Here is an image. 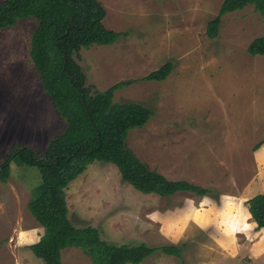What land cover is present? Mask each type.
I'll return each instance as SVG.
<instances>
[{
    "label": "rangeland",
    "instance_id": "obj_1",
    "mask_svg": "<svg viewBox=\"0 0 264 264\" xmlns=\"http://www.w3.org/2000/svg\"><path fill=\"white\" fill-rule=\"evenodd\" d=\"M99 1L105 26L129 34L78 51L86 85L98 91L132 81L114 100L142 102L155 114L130 131L128 148L168 178L212 190L146 194L115 164L95 160L65 189L69 218L96 226L109 242L182 248V257L157 250L138 264H264V228L248 209V199L264 191V144L255 148L264 135V55L248 52L264 34V15L254 4L228 12L210 38L208 21L223 0ZM36 26L23 18L0 30V163L18 144L44 152L67 124L31 59ZM170 59L175 67L165 80L145 79ZM11 166L0 181V264H46L30 247L45 229L28 208L41 172ZM62 261L94 264L75 246L62 250Z\"/></svg>",
    "mask_w": 264,
    "mask_h": 264
},
{
    "label": "trees",
    "instance_id": "obj_2",
    "mask_svg": "<svg viewBox=\"0 0 264 264\" xmlns=\"http://www.w3.org/2000/svg\"><path fill=\"white\" fill-rule=\"evenodd\" d=\"M249 4L264 15V0H223L218 13L207 24V35L218 36L223 15ZM106 8L99 0H0V30L20 19L34 18L37 26L30 55L44 90L67 122L44 152L18 144L0 163V181L11 176V162L37 165L42 182L33 188L28 208L45 229L30 245L46 264H63L62 250L79 247L94 264H138L157 250L182 257L178 244L149 246L146 243H113L105 240L93 225L75 226L68 216L64 198L69 183L95 160L113 163L122 178L137 190L162 197L178 191L204 195L212 189L186 179H170L150 168L126 144L131 129L145 126L155 114L139 101H115L116 89L132 81L118 82L105 90L91 91L75 55L93 44L109 45L129 31L107 28ZM250 55H264V34L248 46ZM173 60L149 72L145 79L162 81L174 70ZM264 144V135L255 148ZM248 209L258 229L264 228V192L248 199Z\"/></svg>",
    "mask_w": 264,
    "mask_h": 264
},
{
    "label": "crops",
    "instance_id": "obj_3",
    "mask_svg": "<svg viewBox=\"0 0 264 264\" xmlns=\"http://www.w3.org/2000/svg\"><path fill=\"white\" fill-rule=\"evenodd\" d=\"M138 128H142V127H138ZM138 128H134V129H138ZM134 129H131V130H134ZM130 130V131H131ZM130 131H129V133H130ZM129 133H128V135H129ZM127 138H128V136H127ZM126 142H127V140H126ZM137 156V155H136ZM146 163V162H145ZM147 164V163H146ZM148 165V164H147ZM149 166V165H148ZM264 192V191H263ZM253 219V218H252ZM208 232V234H210L209 233V231H207ZM209 237H210V239L211 240H213V241H216L217 242V239H219V238H215L213 235H209ZM229 254H230V251L229 250H226Z\"/></svg>",
    "mask_w": 264,
    "mask_h": 264
},
{
    "label": "clouds",
    "instance_id": "obj_4",
    "mask_svg": "<svg viewBox=\"0 0 264 264\" xmlns=\"http://www.w3.org/2000/svg\"><path fill=\"white\" fill-rule=\"evenodd\" d=\"M252 217V216H251Z\"/></svg>",
    "mask_w": 264,
    "mask_h": 264
}]
</instances>
